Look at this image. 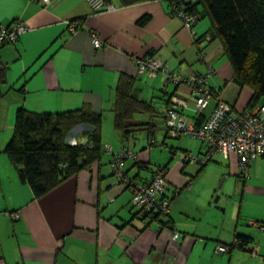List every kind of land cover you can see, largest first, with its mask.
<instances>
[{"label": "crops", "instance_id": "crops-1", "mask_svg": "<svg viewBox=\"0 0 264 264\" xmlns=\"http://www.w3.org/2000/svg\"><path fill=\"white\" fill-rule=\"evenodd\" d=\"M52 1L47 5L43 0H0V27L17 20L29 27L17 42L0 48V63L6 68L2 92L7 101L0 113H8L10 122L19 108L38 113L83 109L102 117L103 113L114 114L115 87L120 75L126 74L135 79L134 95L156 109L158 114L154 116L163 119L165 108L175 104L189 123H202L216 102L198 111L188 87L167 83L161 72L155 76L140 73L135 60L145 55L156 56L183 76L206 75L212 69L208 84L219 101L237 113L252 108L253 91L233 80L220 40L208 33L209 19L201 18L191 32L172 15L167 0H143L131 5L106 0L113 9L100 11H94L87 0ZM144 16H149L148 21L139 24ZM75 19H81L83 25L78 32L70 33L66 20ZM91 30L104 41L101 48L93 45L88 34ZM136 118L155 124L152 118ZM142 129L148 133V142L150 137L155 140L157 127L152 132L146 126ZM1 135L0 144L4 145L8 140ZM118 138V145L108 141L102 128L100 159L41 197H35L30 185L20 180L4 147H0V264H264L260 258L264 254V233L252 224L264 223V216L244 225L241 211L237 219L225 218L212 207L193 203L185 193L168 197V183L164 196L171 202L169 214L161 220L142 219L130 206L132 191L116 183L111 169L119 147L135 152L127 145L129 139ZM72 139L85 141L82 137ZM203 151L206 147L200 145L198 152L191 153L202 155ZM147 152L136 153V159L124 162L126 173L135 182L146 183L155 171L149 167ZM215 158L225 171L229 163L228 174L223 171L222 175L242 179L243 193L251 186L248 179L252 172L255 176L261 171L259 161L264 159L252 161L250 176L244 177L236 169L235 153L228 159L216 155L202 165H209ZM144 170L148 176L142 175ZM191 187L187 192L194 190L193 182ZM4 212H18L20 216L14 220ZM173 232H179L180 238L173 240ZM237 235L248 238L258 255L230 247ZM220 244L230 250L217 253Z\"/></svg>", "mask_w": 264, "mask_h": 264}, {"label": "trees", "instance_id": "trees-1", "mask_svg": "<svg viewBox=\"0 0 264 264\" xmlns=\"http://www.w3.org/2000/svg\"><path fill=\"white\" fill-rule=\"evenodd\" d=\"M140 1L143 0H120L122 5ZM167 1L172 6L183 4L197 11L201 18L210 20L208 33L220 40L233 70V80L253 91L250 106L258 104L264 98V0ZM148 19L149 16H144L139 24ZM5 80L6 68L0 63V100ZM134 84L135 79L121 74L115 87L114 130L125 141L136 130L146 126L152 132L156 127L152 122L137 120L138 114L154 116L158 113L151 103L134 95ZM79 126H84L81 136L85 141L76 140L72 144L70 133ZM102 128V115L83 109L38 113L19 108L15 113L13 138L4 152L17 169L20 180L30 185L35 197H41L100 159ZM138 215L142 219L149 218L141 216L140 209ZM250 242L248 238L237 235L230 247L244 249Z\"/></svg>", "mask_w": 264, "mask_h": 264}, {"label": "built area", "instance_id": "built-area-1", "mask_svg": "<svg viewBox=\"0 0 264 264\" xmlns=\"http://www.w3.org/2000/svg\"><path fill=\"white\" fill-rule=\"evenodd\" d=\"M45 4H53L52 0H43ZM94 11L103 9H113L112 4L106 0H87ZM186 2H190L186 0ZM172 15L180 18L184 26L193 32L194 26L198 23L201 15L194 10H190L183 4H173ZM70 33L78 32L83 22L80 19L66 20ZM29 30V27L17 20L13 24L0 27V48L18 41L20 35ZM93 45L101 48L104 45L100 34L97 31H88ZM140 73H147L155 76L164 73L167 83H175L188 87L195 99V108L203 111L215 101L216 105L211 114L200 124L189 123L177 105H168L164 110V125L167 133L172 137L189 136L201 140L206 147V152L200 156L185 154V159L193 163H207L216 155H223L225 159L230 158L231 153H235L238 158L240 172L244 177L250 176V165L252 161L264 158V104H256L252 108L243 112H235L231 106L219 101L215 92L208 84L207 77L213 74L210 69L206 75L183 76L175 71H171L166 63L162 62L154 55H145L135 60ZM76 141H74V144ZM155 140L149 138V147L153 146ZM137 154L132 149H124L116 153L111 163L113 175L116 183L124 185L132 191V204L141 211V216L146 215L151 220L160 219L169 214L170 199L164 196L166 190V170H157L146 183L135 182L124 169L126 159H136ZM7 216L17 220L20 216L18 212H4ZM264 233V223H252ZM173 240L180 238L179 232H173ZM238 247V246H237ZM244 249L250 250L253 255H258L250 244ZM230 250L227 245H218L217 253H224ZM264 261V254L260 255Z\"/></svg>", "mask_w": 264, "mask_h": 264}, {"label": "rangeland", "instance_id": "rangeland-1", "mask_svg": "<svg viewBox=\"0 0 264 264\" xmlns=\"http://www.w3.org/2000/svg\"><path fill=\"white\" fill-rule=\"evenodd\" d=\"M233 85V84H231ZM3 103L7 101L2 97L0 100V107ZM259 103L264 104V98H262ZM140 119H149L152 118L157 129L154 135L156 143L151 147V150L148 151L149 142H148V133L146 129H139L133 132L130 136L127 145L134 148L135 153H149V167L151 169L166 168L165 180L166 183L170 185L169 187V196L176 193H185L184 197L189 198L193 203L209 208L212 207L216 213H219L222 217L225 218H236L238 217L239 212L241 211L242 224L247 225L250 221L261 220V216H264V159H261L259 162L262 164L260 167V172H252V177L248 180L251 181V186L248 188L250 191L243 193L242 179L236 176H225L222 175L225 171L224 167L220 164L221 162L218 159L210 162L209 165L204 166L202 163L197 162H188L185 161V154L190 153L193 156H200L201 154H192L191 152H198L200 145H205L201 140L189 136L181 137H172L169 135L166 137V127L164 126L163 119L160 116L150 117L146 114H138ZM103 122V137L108 138V141H113L116 145L119 144L117 134L114 130V114L113 113H103L102 117ZM15 127V118L11 122L10 117L8 119V113H0V134L4 139L8 140L7 143L0 144V147L3 146L5 150L8 142L13 138ZM84 131V126H79L75 128L70 133V143L74 144V137H82L81 132ZM83 138V137H82ZM112 139V140H110ZM1 140V139H0ZM80 142L81 140L78 139ZM165 144V145H164ZM147 148V150H144ZM119 151L122 152V148L119 147ZM203 153H205L203 151ZM106 153H104L105 155ZM235 159V158H234ZM236 169L239 171L238 158L235 159ZM228 166L225 172L228 174ZM231 168L232 165H230ZM190 167V168H189ZM143 170V169H142ZM142 175H149V172L146 170L141 171ZM255 177V180H254ZM177 180L173 182L170 180ZM194 190L190 191L192 186ZM192 188V187H191ZM253 189V190H252ZM187 193V194H186ZM218 201H216V199ZM134 207V211L139 210L137 207ZM224 209V211L222 210ZM259 211L261 215H256L254 213ZM253 230V227H250ZM257 231V230H256ZM260 233V232H259ZM184 233L181 234L183 236Z\"/></svg>", "mask_w": 264, "mask_h": 264}, {"label": "water", "instance_id": "water-1", "mask_svg": "<svg viewBox=\"0 0 264 264\" xmlns=\"http://www.w3.org/2000/svg\"><path fill=\"white\" fill-rule=\"evenodd\" d=\"M216 201H218V198L216 199Z\"/></svg>", "mask_w": 264, "mask_h": 264}]
</instances>
